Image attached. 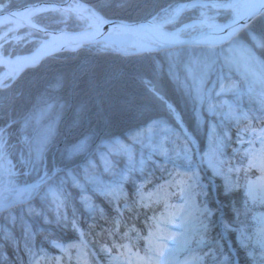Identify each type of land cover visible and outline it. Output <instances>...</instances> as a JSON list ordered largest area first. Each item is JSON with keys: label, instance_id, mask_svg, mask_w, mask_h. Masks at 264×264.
<instances>
[{"label": "rangeland", "instance_id": "374dc122", "mask_svg": "<svg viewBox=\"0 0 264 264\" xmlns=\"http://www.w3.org/2000/svg\"><path fill=\"white\" fill-rule=\"evenodd\" d=\"M14 1L0 0V3H5L9 7ZM47 3H64L66 6L72 3L89 5L81 0ZM10 10L12 9L0 10V13ZM189 10L185 11L188 12L186 16L178 18L172 24H167L166 28L176 30L177 27H183V24H196L195 29L188 30V33H181V36H193L208 29L206 25L200 23L202 14L204 17L209 18V23L218 24L230 21L235 16L234 8L214 9L209 6L207 8H196L191 12ZM45 14L38 13L30 20L43 28H47L38 21V17L40 15L43 17ZM54 16L61 17L55 18L54 21L56 22H81L80 25L77 23L78 29L70 31L90 29L89 19L86 16L57 12L51 15V17ZM159 17L158 20H163V14ZM107 19L124 20L120 18ZM153 19L155 18L151 20ZM6 33L7 40L0 39V45L2 46L3 42L9 44L10 40L23 43L33 41V49H35L42 40L48 38L46 34L27 26L17 27L14 22H5L0 25V37H3ZM142 40L146 41L145 38H142ZM91 45H95L99 49H118L115 44L96 43ZM87 46H90V44ZM214 46L222 47L213 50L197 48L196 55L201 58L205 55H211L212 59L216 61L201 85L204 91L203 103L195 100L200 113L199 126L201 130L203 128L206 130V142L203 145L199 143V140L195 138L181 119L182 124L195 140V145H187V148L192 150L191 163L184 159L188 137L183 132L180 123L175 119L164 121L163 125L152 122L144 129L135 131L129 136L127 142L120 138L107 139L102 141L90 153L86 152L85 140H82L85 141L84 147L78 151H73V149L81 141L70 145L65 151V157L72 161V168L65 169V172H71L72 175L76 176L78 184H73L62 173L61 175L65 179L63 185H60L59 180H57L55 183L42 186L43 192L40 196H25L21 195L20 190L26 188L29 184L36 183L38 179L37 173L30 170L28 161L37 159L35 151L37 144L45 129L51 125L52 134L49 136L44 150L40 153L41 171L39 175H43V169L47 168L46 159L50 151L51 145L49 144L53 135L54 121L50 116V111L45 109L42 110L41 115L36 113L35 119L31 116L30 119L21 120L13 130L9 131L10 134L13 131L12 135H15V137L13 136V139L9 140L10 134H8L7 144L0 153V200L7 199L11 201L10 210L0 212V218L4 219L0 223V252L6 257L7 264H57V260L59 264H120L122 262L120 259L125 255L132 258H134L133 256L143 257L144 249L149 244L158 247L160 246L158 241L163 240L161 236L153 232V228L151 231L154 235L149 238V228L146 224L148 217H162L163 221L161 220L160 223L163 222L164 226H161L160 232L166 230L179 236L183 234L184 229L177 225L180 223L181 216H187L191 209L187 192L182 194L180 189L186 188L187 184L190 183L189 177L193 171L199 177L198 183L203 187H197L194 190L191 202H194L197 206L206 205L212 209V220L214 221V226L205 237V244L197 250V254L202 257V260L196 262V264H218V259H222V257L216 250V245H219L220 250L225 255L231 253L233 264H253L247 253L254 251L257 256L259 255L260 247L257 240L263 238L264 235L262 231L259 232L260 227L252 229L249 225L252 220L262 222L260 218L264 217V204L250 202L244 188L226 192L225 183L226 177L232 180L238 179L236 173L228 172L229 167L239 166L241 163L246 165L247 159H242L244 152L250 147L252 149L255 147L247 144L248 140L255 139L250 129L264 128V123L259 119H252L253 116H260L264 112V57L257 49L259 44L255 47L248 46L251 49V55L246 51L235 48L227 40ZM126 49L123 48V50ZM190 53H192V50L187 51V54ZM0 54H5L2 47H0ZM7 66L10 65L7 64ZM189 67L193 68V74L198 73L200 70L191 63H189ZM6 68L0 64V80H3L4 83H8L13 74V72L6 71ZM186 78L185 82L191 85L192 76L189 75L188 70ZM221 86H223V90ZM237 93H239V96H237ZM209 105L215 107V112L210 113L208 111ZM245 114H247L248 119L244 118ZM43 118H46L44 122L42 121ZM25 121H27V125ZM7 129H9V125ZM224 133H227L226 137ZM238 137L244 143H238ZM217 144L221 145L219 151L215 150ZM161 147L167 150L168 157L174 160L175 163L166 161L165 157L160 154ZM61 154L63 153L61 152ZM129 157H131V160ZM141 159L145 162L142 169L139 164ZM132 163L135 164L134 170H130ZM257 174L261 175L256 169H252L249 178L257 176ZM125 175L127 179H121ZM240 177H243V173L240 174ZM97 182L99 186H103L113 193L106 197L108 202L114 203L113 209L116 213L119 209L121 210L120 204L122 201H128L135 208L147 212L148 217L140 226L144 230L143 233L139 234L140 239H136V243L129 240L120 242L128 244L129 248L127 249L113 248V242L109 244L96 243L89 236L87 232L89 229L83 225L85 220L91 223L95 222L94 218L107 211L105 206L100 204L104 195L97 191ZM240 182L244 183V180L241 179ZM162 183H169L165 189L168 193L166 199L163 202L151 199L150 207L145 208L137 198V196L139 197V186L143 185L145 194L152 190L160 191ZM132 193L136 196L133 200L130 199ZM66 197L70 198L71 201V214L65 218L63 231L62 229L54 230L45 210L51 207L57 209L59 203ZM85 197L87 202H85ZM246 201L247 211H245ZM44 203H46L45 206ZM17 208H23L20 209V212H23L21 217L14 214ZM236 209L240 211L239 216L236 214ZM80 212H84L83 217L80 216L81 218L78 215ZM77 215L78 217L75 218ZM169 220H174L175 223H169ZM113 222H117V218H113ZM225 223L228 224L227 230L224 228ZM73 224H75V227H73ZM126 225L128 229L134 227L130 224L129 226ZM237 229H242L251 238L247 242V248L241 246L240 232ZM5 231L11 237L8 244L15 252L13 260L5 252L4 244L1 242ZM53 241L60 243L67 251L55 247ZM162 242V245L166 246L164 248L166 255L169 249L174 250L169 242ZM70 244H75L77 247L69 248L68 245ZM104 246L112 249V251L110 253L102 252L101 248ZM29 250L34 255L30 256ZM68 251L79 252L83 257L73 258L71 253L68 255ZM174 255L175 260L170 259L169 264H176L177 261L184 262L188 259L189 253L188 251H174ZM0 264H3V262L0 261Z\"/></svg>", "mask_w": 264, "mask_h": 264}, {"label": "trees", "instance_id": "16d2710c", "mask_svg": "<svg viewBox=\"0 0 264 264\" xmlns=\"http://www.w3.org/2000/svg\"><path fill=\"white\" fill-rule=\"evenodd\" d=\"M64 0H15L7 9L24 7L30 4L43 2H62ZM93 6L107 18H120L129 21H142L159 17L163 9L169 5L190 0H81ZM217 4L230 0H210ZM190 9L189 11H194ZM188 12L183 13L184 17ZM54 12H48L45 16L40 15V24L51 29L76 30L81 22L68 23L54 21ZM223 18V17H222ZM78 23V24H77ZM216 46H180L157 52H145L136 54H122L112 49H99L95 45L84 46L76 50L55 53L43 59L38 65L29 67L5 88H0V128L13 130L15 125L24 119H35L36 113L41 115L42 110L48 109L54 121L53 135L50 140V151L47 154L46 166L57 165L59 161L67 162L66 149L70 145L86 141V152H93L99 144L107 139L120 138L128 141L129 136L137 130L144 129L154 120L163 119L171 121L166 112L158 109L146 113L142 119L134 118L130 113L122 111L120 104L124 97L140 92L139 75L144 78H154L159 87L166 93V98L177 106L183 123L191 130L201 145L206 142V130H201L198 120L195 118L194 108L198 109L194 96L182 86L185 82L189 67L188 50L197 55V48L213 50ZM34 48L33 41L14 42L9 44L3 42L2 51L5 54H25ZM259 53L264 57V42L257 47ZM169 53H176L174 57L175 67L173 71L178 79L169 73ZM189 84V83H187ZM87 104V113L77 123L76 109L80 103ZM44 115V114H43ZM46 118H43L44 122ZM97 130L101 133L99 137L91 136L89 130ZM9 135V140L15 135ZM86 134L90 137L85 139ZM48 150V149H47ZM61 152L63 154H61ZM72 164V163H71ZM72 165L68 169H71ZM55 170V169H53ZM20 174V173H19ZM107 195L103 196L101 205L106 212L96 217L95 223L83 222V225L93 234L89 235L93 241L101 244L110 243V240L120 241L119 237L127 232L126 224L141 229L146 211L140 210L122 201V209L113 214L112 202H108ZM224 200V198H222ZM75 204V203H73ZM46 203H44V206ZM48 205V203H47ZM76 205V204H75ZM71 201L66 197L59 203L58 208H47L45 212L49 215L50 223L54 230L64 227L65 218L70 213ZM21 210L23 208H20ZM19 208L14 214L21 217L23 212ZM114 210V209H113ZM114 215V216H113ZM110 218V220H108ZM117 218V222H113ZM112 220V221H111ZM4 219L0 218V223ZM107 224L106 227H103ZM117 224L119 227H117ZM119 228L120 232L115 229ZM63 231V229H62ZM115 233L109 235V233ZM5 252L13 260L15 252L11 249L5 239Z\"/></svg>", "mask_w": 264, "mask_h": 264}, {"label": "snow or ice", "instance_id": "6c2138e0", "mask_svg": "<svg viewBox=\"0 0 264 264\" xmlns=\"http://www.w3.org/2000/svg\"><path fill=\"white\" fill-rule=\"evenodd\" d=\"M209 5L198 3L197 0H193L191 3H178L175 6L169 5L168 8L163 9V23H158L157 20L160 17L153 19V21L148 25H129L124 23L115 24L112 21L102 20L99 16L96 15L90 8H87L84 4L81 3H72L68 4L67 7H59L56 3H47L46 6H42L41 4H36L28 7L23 13H14L13 15L22 16L25 20H29L30 18L35 16L38 13H48V12H57L62 14L67 13H76L79 16H86L87 19L91 20L92 23L89 25V28L93 31L90 33H86L82 39H88L92 36L99 35V27L102 24L106 23H113L114 27L112 28L113 32H149L153 33L157 36V39L152 41V45L155 46H162V47H171L178 44H188L192 45L195 43L207 42V43H219L222 41H229L235 48L240 50L246 51L251 55V49L248 47L252 45L255 47L257 44L264 42V0H253V2L243 5L247 11L244 14L237 12V14L231 20V23L225 24L223 26L209 23V18L204 17L203 14L201 16L200 23L206 25L208 28L212 29L214 32H223L226 33L225 35H216L214 38H207L201 34L200 38L189 36L188 39H181V33H188V30L195 29L196 24H183V27H177L173 32H165L163 31L164 24H172L173 21L177 19L180 13L184 12L185 10L189 9H196V8H207ZM210 7L212 8H238L241 7L240 5L236 4H213ZM8 5L5 3H0V10H7ZM4 19H7L5 17ZM35 27V25H33ZM0 39L7 40V33L0 37ZM66 46L65 43H62L58 38L52 37L51 40L45 41L41 44L40 49L38 50L37 54L33 56H26V57H18L17 58V67L22 69L27 67L30 64H34L37 59L39 58L40 54H50L56 52ZM2 47V45H0ZM142 50L150 49L151 45H142L140 46ZM176 53H169V73L173 76V78L178 79L176 77L173 68L175 67L174 57ZM190 63L197 66L200 70L198 73L193 74V68L189 67V75L192 76V83L191 85L181 82L182 86L188 91L189 95H192L194 92V100H199L201 103L204 101V91L201 87L203 81L208 76L209 71H211L213 65L215 64V60L212 59L211 55H205L203 58L200 56H194L193 53L189 54ZM139 84L141 85L140 92H134L126 97L123 98L122 103L120 104V108L122 111L130 113L136 119H142L145 117L146 113L152 112L154 110H159L161 112H166L169 118H174L175 121L180 122L182 117L179 111H177V106H174L172 102L168 98H166V93L163 92V89L158 86L155 82L154 78H144V74H140L139 77ZM0 86L8 87L3 80H0ZM222 90H223V86ZM239 96V93H237ZM208 111L210 113L215 112V107L213 105H209ZM195 118L199 121L200 120V113L199 109H195ZM87 113V104L82 102L76 109V117L77 123L83 118V116ZM245 119H248L247 114L244 115ZM253 120L259 119L262 123H264V112L261 113L260 116H253ZM153 123L158 125H163L164 120L158 119L154 120ZM27 125V121H25ZM183 125L181 124V127ZM167 130V129H166ZM9 129L7 128H0V153H2L3 149L7 144V136L9 134ZM248 131V129H246ZM251 134L255 137L254 140H248V145H253L255 143H259L260 150L264 151V128L250 129ZM91 136L99 137L101 135L100 132L97 130H89ZM52 134V126L50 125L47 129H45L44 134L42 135L41 139L39 140L36 151V160L28 161L30 165V170L35 171L37 173L38 179L36 183L29 184L26 188L21 189V195L25 196H40L43 192L44 185L55 183L59 180V184L63 185L65 183V179L61 175L62 173L67 176L68 179L72 181L73 184H78L76 176L72 175L71 172H65V169H68L72 163V161L65 162L64 160L59 161V164H62L63 167H58L57 165H52L47 168L43 169V175H39L41 171L40 168V153L44 150L45 145L47 144L49 136ZM215 134V133H214ZM225 137L227 133H224ZM90 138L87 134L85 139ZM135 138V137H134ZM85 141H81L80 144L76 146L73 151H78L84 147ZM118 143V142H117ZM222 143V141H221ZM238 143H244V141L240 140L238 137ZM188 144H194L191 136H188L186 140V147H185V156L184 159L192 162V150L187 148ZM220 144L216 145L215 150L219 151ZM238 151V150H237ZM160 154L163 155L166 161L175 163L174 160L168 157L167 150L160 148ZM131 160V157H129ZM242 159H247V164L244 165L241 163L239 166H232L229 167V173H236L238 179L232 180L226 177L225 183V190L226 192H231L237 188H244L246 189V195L253 203L259 202L260 204H264V163H257L256 153L250 147L244 152V156ZM144 160L141 159L139 161L141 169L144 166ZM55 169V170H53ZM135 169V164L132 163L130 170ZM252 169H258L261 173V176L255 180L249 178V173ZM243 173V177H240V174ZM121 179H127V176H122ZM241 179L244 180V183H241ZM199 177L197 176L196 172L193 171L192 175L189 177L190 183L187 184L186 188H181V193L187 192L189 196L190 202V211L188 212L187 216H181L180 223L177 225L178 227L184 229L182 234V245L183 249H186L189 253L188 259L184 262L177 261L176 264H189V261H192L193 264L202 260V257L197 254V250L200 248L201 245L205 244V237L210 232L211 228L214 226V221L212 220L213 210L204 206H197L194 202H191V196L194 190L199 187L202 188L203 186L198 183ZM97 191H99L103 195H112L113 193L107 190L103 186H99ZM170 186H172L170 184ZM138 195L140 197V201L145 208L150 207L151 203V196L152 194L149 193L147 195L143 192V185L139 186ZM148 201V202H145ZM85 202H87V198L85 197ZM11 204L10 200H0V212H7L10 210L9 206ZM31 211V209H30ZM245 211H247V201L245 202ZM237 216L240 215L239 209H236ZM262 222H264V217L260 218ZM161 218L156 216L148 217L146 220V224L149 228V238H151L154 233L151 231L152 227L155 226L159 229V223ZM150 221V223H149ZM169 223H175L174 220H169ZM75 227V224H73ZM117 227L119 225L117 224ZM225 230L228 229V224H224ZM240 232V243L243 248L248 247V241L251 239L247 236L242 229H237ZM129 232L136 233V239H140L139 233L137 230L132 227L129 228L127 232H124L122 236L119 237L120 240H129L131 241L132 237L129 236ZM115 233H109V235H114ZM175 236H169V239H174ZM5 243H7L11 237L10 234L5 231L4 234ZM53 245L57 248H61L63 251H67L66 248L56 242H52ZM257 243L260 247L259 255L257 256L254 251H249L247 255L251 257L253 264H264V238L258 239ZM69 248H75L77 245L70 244L68 245ZM165 245H160L158 247H153L149 244L148 247L144 249V256L141 257L143 264H169V260H175L174 250L169 249L167 255L165 254L164 248ZM113 248H121L127 249L129 248L128 244L120 243L117 244L113 241ZM216 250L220 253V257L222 259H218V264H233L232 255L231 253L225 255L222 250H220L219 245H216ZM102 252L110 253L112 249H109L107 246L101 248ZM29 254L34 255L29 250ZM0 261L3 264H7L6 257L0 252ZM57 264H59L57 260Z\"/></svg>", "mask_w": 264, "mask_h": 264}, {"label": "water", "instance_id": "95a60500", "mask_svg": "<svg viewBox=\"0 0 264 264\" xmlns=\"http://www.w3.org/2000/svg\"><path fill=\"white\" fill-rule=\"evenodd\" d=\"M239 1H241V7H240V13L241 14H244L247 11L242 6L245 4L253 2V0H231L230 2H226V3L234 4V3L239 2ZM191 2H193V0L182 2V3H191ZM197 2L207 4L209 6H211L213 4H217L216 2L210 1V0H197ZM39 4H41L42 6L43 5L46 6V3H39ZM56 4L59 7H67L64 3H61V4L56 3ZM32 5H36V4H30V5L24 6L21 9H13V10H10L7 12L0 13V25L5 23V22H14L17 27L27 26L31 29L40 31V32H42L48 36L47 39L42 40L40 45L38 47H36L35 49H33L29 53L14 55V56L0 54V64L7 67L6 69L13 72L11 80L8 83H6L8 86L21 74L22 71H24L25 69H27L29 67H33V66L38 65L46 57L53 55L55 53H58V52L76 50V49H78L82 46L88 45V44H96V43L115 44L120 52H123V48L129 47V48H131L130 52L139 53V52L157 51V50H161V49H171V48H175V47H179V46H214V45H217V44H220V43H223L226 41L225 40V41H222L219 43H214V44L207 43V42L195 43L192 45L178 44V45H174L171 47H162V46L158 47V46L151 45L150 49L142 50V48L140 46L150 45V43H149V41H147V42L143 41L141 38L142 37L149 38V36H151L154 39H157V36L155 34L149 33V32H135V33L113 32L112 31V28L114 27L113 23H106V24H103L102 26H100L99 35L92 36L88 39H82V37H84L86 33H90L93 30L92 29H86V30H82V31H70V30L48 29V28H43L42 26L38 25L37 23H35L31 20L30 21L25 20L22 16L13 15L14 13H23L28 7H30ZM84 5L87 8H90L96 14H98L102 18V20L112 21L115 24L124 23V24L139 26V25H148L153 21L151 19H148V20H142V21H136V22H129V21L118 20V19H107L103 15H101L99 12H97L94 8H92L91 6L86 5V4H84ZM223 9H226V8H223ZM182 13L179 14L177 19L181 16ZM5 17H7V19H4ZM157 22L163 23V20H157ZM228 23H231V20L227 21L225 23H220V24L214 23V24L223 26V25L228 24ZM33 25H35V27H33ZM166 25L167 24L163 25V31H165V32L175 31V30L167 29ZM201 34H203V36L207 37V38H214L216 35H225L226 33H223V32L217 33V32H214L212 29L208 28L204 32H201L197 35H193V37L200 38ZM52 37L58 38L62 43H65L66 46L64 48H62L56 52L50 53V54H46V55L40 54L39 58L37 59V61L34 64H30L27 67H24L22 69H19L17 67L16 62H17L18 57L22 58V57L33 56L34 54H37L38 50L41 47V44L45 41L51 40ZM188 38H189V36H181V39H188ZM7 64H9L10 66H7ZM0 88H5V87L0 86ZM179 123H180V125L182 124L181 121ZM181 128H182L183 132L185 134H187V129L185 128V126L183 125Z\"/></svg>", "mask_w": 264, "mask_h": 264}, {"label": "bare ground", "instance_id": "6f19581e", "mask_svg": "<svg viewBox=\"0 0 264 264\" xmlns=\"http://www.w3.org/2000/svg\"><path fill=\"white\" fill-rule=\"evenodd\" d=\"M61 4V3H60ZM219 4H223V3H219ZM234 4H236V5H240L241 6V1H239V2H236V3H234ZM93 7V6H92ZM94 8V7H93ZM214 9H218V8H214ZM226 9H228V8H226ZM235 9V15L237 14V12H239L240 13V7H238V8H234ZM98 12V11H97ZM97 16H99L98 14H96ZM100 17V16H99ZM101 18V17H100ZM102 19V18H101ZM92 23V21L91 20H89V25ZM103 25V24H102ZM102 25H100V26H102ZM100 28V27H99ZM146 34V33H145ZM147 35V34H146ZM142 38H144V37H142ZM141 38V39H142ZM146 39V42L147 41H149V43H150V45H152V41H154L155 39L153 38V37H151V36H149V38H145ZM91 45V44H90ZM85 46H87V45H85ZM155 46V45H154ZM82 47H84V46H82ZM180 47V46H179ZM200 47H207V46H200ZM124 49H126V48H124ZM112 50H114V49H112ZM161 50H165V49H161ZM116 51L117 52H120L118 49H116ZM131 51V48H127L126 50H123V52H120V53H122V54H136V53H132V52H130ZM157 51H160V50H157ZM157 51H150V52H157ZM6 71H8V72H11L10 70H6ZM187 137L188 136H191V138H192V140L194 141V144L193 145H195V140H194V138L192 137V135L190 134V133H188V131H187ZM254 140V139H253ZM255 147H253V150L255 151V153H256V159H257V163H264V151H261L260 150V145H259V143H255V144H253ZM249 149V148H248ZM258 172H260L258 169H256ZM261 174V173H260ZM261 175H259V174H257V176H254V177H252L251 179H253V180H255V179H257V178H259ZM168 185H169V183H162V185H161V189H160V191H158L157 192V190H152V191H150V192H148V193H145V195H147V194H149V193H151L152 194V196H151V199H153V200H155V201H157V202H163L165 199H166V197H167V195H168V193L165 191V189L168 187ZM133 188H134V186H133ZM134 197H136L133 193H132V195H130V199H132L133 200V198ZM137 198H138V200L140 201V197H138L137 196ZM248 200L250 201V202H252L251 200H250V198H248ZM128 202V201H127ZM141 202V201H140ZM253 203V202H252ZM129 204H131L130 202H129ZM121 205V204H120ZM133 206V205H132ZM122 207H124V205H121V209H122ZM110 211H112L113 209H109ZM114 211V210H113ZM112 211V212H113ZM104 214V213H103ZM103 214H101V215H103ZM78 215H79V217L81 216V217H83V215H84V212L83 213H78ZM78 215L77 216H75V218H77L78 217ZM80 217V218H81ZM148 217V215L147 214H145V217H144V219L142 220V221H145L146 220V218ZM158 218H161V220L163 221V219H162V217L160 216V217H158ZM83 220H85V219H83ZM94 220L96 221V218H94ZM108 220H110V218L108 219ZM160 220V221H161ZM87 220H85V222H86ZM112 221V220H111ZM88 223H91V222H89V221H87ZM92 223H95V222H92ZM149 223H150V221H149ZM107 226V224H105L103 227H106ZM128 226H129V224H128ZM161 226H164L163 225V222H161V223H159V229L161 230ZM249 226H251L252 227V229H256V228H259L260 227V230H259V232H261L262 231V234L264 235V222H255V221H251V223H250V225ZM126 228H127V225H126ZM153 228V232H155L156 233V235H159V236H161L162 237V241H167V242H169L170 243V245H172V248H174V251L175 252H182V251H187L186 249H183L182 247H181V245H182V235H177V234H174V233H172V232H170V231H166V230H163L162 232H160L159 231V229H157L155 226H153L152 227ZM128 229V228H127ZM142 229V228H141ZM141 229H136L137 230V232L139 233V234H141V233H143V229L141 230ZM263 229V230H262ZM117 232H120V229L119 228H116L115 229ZM87 232L89 233V235H91V234H93L90 230H87ZM172 235H174L175 236V238L174 239H169V236H172ZM264 238V237H263ZM102 241V240H101ZM101 241H98V243L99 244H101L102 242ZM114 240L112 239V240H110L109 242H113ZM160 242V241H158L159 243H158V245H162L163 244V242ZM161 243V244H160ZM72 254V256H73V258H76V259H78V258H82L83 257V255L81 254V253H79V252H69L68 251V255L69 254ZM71 257V256H70ZM134 258H132L131 256H129V255H125V257H123L122 256V258L120 259V260H122V262H120V264H143V261L141 260V257L140 258H138V257H135V256H133ZM188 257H189V255H188ZM187 257V258H188ZM189 264H193V262L192 261H189Z\"/></svg>", "mask_w": 264, "mask_h": 264}, {"label": "flooded vegetation", "instance_id": "af4514ba", "mask_svg": "<svg viewBox=\"0 0 264 264\" xmlns=\"http://www.w3.org/2000/svg\"><path fill=\"white\" fill-rule=\"evenodd\" d=\"M21 8H23V7H19V8H14V9H21ZM13 10V9H12Z\"/></svg>", "mask_w": 264, "mask_h": 264}]
</instances>
